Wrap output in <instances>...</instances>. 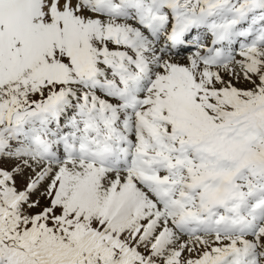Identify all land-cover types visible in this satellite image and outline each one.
Instances as JSON below:
<instances>
[{
  "label": "snow or ice",
  "instance_id": "obj_1",
  "mask_svg": "<svg viewBox=\"0 0 264 264\" xmlns=\"http://www.w3.org/2000/svg\"><path fill=\"white\" fill-rule=\"evenodd\" d=\"M0 264H264V0H0Z\"/></svg>",
  "mask_w": 264,
  "mask_h": 264
}]
</instances>
